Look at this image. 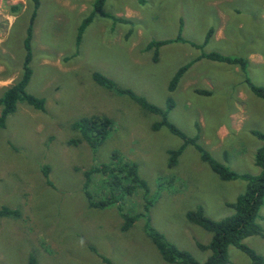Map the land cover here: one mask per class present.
Masks as SVG:
<instances>
[{
    "label": "rangeland",
    "instance_id": "1",
    "mask_svg": "<svg viewBox=\"0 0 264 264\" xmlns=\"http://www.w3.org/2000/svg\"><path fill=\"white\" fill-rule=\"evenodd\" d=\"M38 1L30 39L31 75L25 91L43 98L44 110L19 99L0 128V207L18 211L15 217H0V264H27L29 255L36 264H105L98 255L110 264H179L161 258L146 233L144 217L120 230L119 208L130 214L143 212L140 190L103 208L88 205L83 171L109 161L112 151L134 163L147 184L148 224L201 263L208 251L199 249L196 242H208L210 233L188 222L185 212L200 206L209 218L227 216L232 209L226 203L234 200L245 182L220 179L190 143L184 145L176 164L168 167L167 150L178 148L182 139L164 126L153 129L158 114L93 80L92 73L97 71L136 95L149 91L146 100L164 108L170 96L166 88L170 69L162 72L150 60L144 52H152L144 49L146 37L135 46L130 44L129 56L123 51L122 57H116L107 55L106 33L94 35L89 30L75 56L79 47L75 26L89 11L91 0ZM30 9L28 0H0V92L20 72ZM146 11L151 13V9ZM127 13L133 16L131 31L146 28L148 14L135 0L129 1ZM256 24L254 32H258L252 41L264 57V19H256ZM46 56L52 62L43 65L41 59ZM223 65L225 72L216 69L235 76L229 70L232 65ZM260 75L264 78V69L258 81ZM236 79L226 96L216 92L206 98L180 92L172 98L167 120L186 137L196 136L204 150L231 170L254 174L259 171L253 163L259 140L251 130H264V99L236 96L241 91ZM91 115L111 120L105 138L93 149L71 128L74 121ZM42 166L47 167L46 177ZM90 178L87 191L94 199L103 198L106 190L101 175L93 173ZM255 220L262 236L249 235L242 242L264 264V198ZM227 255L228 264H250L234 245L227 246Z\"/></svg>",
    "mask_w": 264,
    "mask_h": 264
},
{
    "label": "trees",
    "instance_id": "2",
    "mask_svg": "<svg viewBox=\"0 0 264 264\" xmlns=\"http://www.w3.org/2000/svg\"><path fill=\"white\" fill-rule=\"evenodd\" d=\"M30 3V14L28 17L27 25L25 28L24 37L22 38V47L24 50L23 58L21 61L20 72L18 77L9 85L3 88L0 93V128L4 127L6 117L12 113L16 108V103L19 99L24 100L28 105L37 109L44 110L43 98L36 97L25 91L26 84L31 75L30 59H31V46L30 39L32 33V22L35 17V12L38 7V0H28ZM103 0H94L92 3L91 11L83 17L76 29L75 45L78 46L82 33L85 27L89 24L94 12L101 13ZM113 18V17H112ZM208 32L206 37L209 36ZM180 36L176 37L179 40ZM168 40H151L145 46L146 49L152 50V58L155 59L157 55V48L167 43ZM204 57L210 60L226 62L230 64H238L242 72L245 71V59L237 56H227L220 53L209 51L201 52L199 57ZM192 61L179 66L171 78L169 79L167 89L172 91L183 72ZM93 80L107 88H115L120 93H125L132 98L137 104L145 108L149 112L156 113L160 116V119L152 124L153 129H158L164 126L172 134L182 139V144L176 149L167 150L168 167H172L176 164L177 157L181 152L184 145L190 143L199 153L200 159L207 164L210 170L215 173L222 180H243L245 186L241 192H239L234 200L227 202L226 206L232 209V213L221 217L219 219H212L206 216L200 206L195 209H191L185 212V219L193 223L205 231L210 233V238L206 243L196 242V245L201 250L208 251L206 258L200 263L194 259V257L186 250L176 247L174 244L168 242L162 233L153 229L148 224L147 209L151 203L148 196V187L146 182L139 177L136 169V165L123 158L119 152L112 151L110 153L109 161L94 164L89 169L83 171L84 182L83 190L90 207L103 208L110 204L118 202V199H124L131 196L135 191H141V195L144 199L143 212L142 213H126L120 208V216L122 223L120 230L128 229L131 224L138 217H144L146 223L144 228L146 233L157 249L161 258L167 263H179V264H228L229 259L227 255V246L234 245L241 250L248 257L250 264H262L260 256L254 252L250 247L246 246L242 239L249 235H260V226L256 223V216L259 207L263 203L264 198V131L251 130V133L259 140V145L253 152V163L259 168L257 173H239L231 170L226 164L213 158L206 150H204L198 143L197 137H186L176 126L167 120V113L173 107V100L169 96L165 99V107L160 108L143 97L136 95L133 91L127 88H119L114 85V82L102 75L99 72L92 73ZM244 81L252 94L264 99V85L255 84L251 82L246 76ZM199 93L206 94L207 91L199 90ZM111 124V120L103 115H91L88 117H82L71 124V128L76 130L80 139L85 141L92 149L100 143L106 136L108 128ZM75 142V140H72ZM42 174L47 176V167L42 166ZM93 173H99L101 175L102 188L106 190L104 197L101 199H94L92 195L87 191V184L90 182V176ZM48 182V181H46ZM17 209L9 208L6 206L0 207V217L11 215L17 216ZM94 251L93 249H91ZM95 252V251H94ZM105 264H110L109 260L98 255ZM27 264H36L35 257L29 255L27 258Z\"/></svg>",
    "mask_w": 264,
    "mask_h": 264
},
{
    "label": "crops",
    "instance_id": "3",
    "mask_svg": "<svg viewBox=\"0 0 264 264\" xmlns=\"http://www.w3.org/2000/svg\"><path fill=\"white\" fill-rule=\"evenodd\" d=\"M129 1L103 0L102 12L93 13L82 33L79 47L77 46L78 51H75L74 55L79 54L89 30H92L91 33L94 35L105 32L107 55L116 57H122L123 51L129 56L130 44L135 46L145 37L143 44L145 50H149L145 46L151 40H168L167 43L157 48V59H152V52H144L149 55L153 63L161 68L162 72L167 68L170 69V75L166 80L167 85L179 66L192 61L175 88L168 91L171 98L177 97L182 91H187L189 95L195 94L206 98L216 92H222L223 96H226L227 93L229 94L228 89L233 83L232 80L236 78L241 90L236 92V96L257 97L248 89L244 76L255 84L264 85L262 75H260V81L256 79L260 70L264 69V57L260 51V54L258 53V44L255 45L252 41L256 39L258 32H254L257 25L256 19H264V7L261 0H135L137 6L148 14L147 19L144 20L146 28L142 31L140 29L131 31L130 17L133 16L127 13ZM93 2L94 0H91L89 11L80 17L75 26L76 29L80 20L91 11ZM145 9H151V13L149 14ZM169 12H172L171 16H167ZM170 19L174 21L171 22ZM208 32H210L209 36L206 37ZM134 34L133 39L131 36ZM177 36H180L179 40H176ZM209 51L245 59V71L242 72L238 64L204 57L198 58L201 52ZM41 62L43 65H48L52 60L46 56L41 59ZM223 64L232 65L233 67L229 70L232 73L235 72V76L234 74L232 77L227 76L216 69L218 66L225 72L226 67ZM199 90L207 91V93H199ZM143 93L146 94L141 97L145 100L149 99L151 95L149 91Z\"/></svg>",
    "mask_w": 264,
    "mask_h": 264
}]
</instances>
